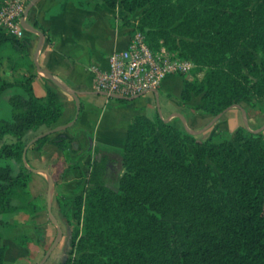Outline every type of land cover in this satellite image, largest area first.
<instances>
[{
    "label": "trees",
    "instance_id": "trees-1",
    "mask_svg": "<svg viewBox=\"0 0 264 264\" xmlns=\"http://www.w3.org/2000/svg\"><path fill=\"white\" fill-rule=\"evenodd\" d=\"M102 2L137 14L135 31L155 48L192 61V73L204 71L202 80L184 81L181 98L201 95L205 114L215 117L242 103L255 108L264 99V0ZM34 27L45 36L37 23ZM3 44L26 50V40L0 28ZM33 79H0V96L11 88L22 91L9 98L10 119L0 120V141L15 139L0 145L3 227L9 225L2 215L26 209L12 204L27 200L26 135L58 126L63 112L54 90L47 88L43 98L33 94ZM236 141L247 157L231 143L200 141L160 118L136 117L128 128L118 189L105 184V159L93 163L83 182L84 194L75 199L78 225L62 264H264V138L243 128ZM46 143L68 158L60 136L40 139L28 150ZM11 162L21 164L17 173ZM13 242L25 246L28 238L16 236ZM6 250L0 234V264Z\"/></svg>",
    "mask_w": 264,
    "mask_h": 264
},
{
    "label": "crops",
    "instance_id": "crops-1",
    "mask_svg": "<svg viewBox=\"0 0 264 264\" xmlns=\"http://www.w3.org/2000/svg\"><path fill=\"white\" fill-rule=\"evenodd\" d=\"M120 16L121 12L109 9L102 0H40L26 18L29 25L34 27L37 23L45 31L38 55L40 68L53 75L68 89L80 94V112L74 125L57 135L66 140L68 158L51 143H46L39 151H27L26 160L30 167L44 172L29 173L27 200L12 202L14 206L26 209L8 214L7 220H3L4 215L1 216V220L9 225L3 227L0 224V234L7 247L4 264H23L27 257L42 260V256L54 242L53 232L58 229L52 217L62 231V239L63 230L58 215L61 199L74 198L77 194L76 182L88 175L95 161L105 159L106 172L111 164L122 161L113 158L111 153L114 146H118L120 150L124 148L127 129L136 117L167 118L170 122L178 120L182 128L184 121L188 127L189 115L179 110L184 85L182 77H167L157 90L132 100L112 99L94 89L97 71L108 69V57L125 50L130 41V28L120 22ZM23 36L26 39L27 53L33 59L39 38L31 32H26ZM18 73H10L11 78L21 79L32 74L31 69ZM35 73L37 74L36 69ZM47 88L54 90L62 102L63 114L59 125L71 122L76 113L72 97L57 91L48 80L37 74L32 82L33 94L43 98ZM16 94H22V91L13 88L8 94L7 102ZM139 100H145L147 109L140 108L142 104L119 107L113 103H134ZM244 111L248 117L247 110ZM231 112L228 114H233ZM114 113L124 122L119 131L112 127L111 116ZM64 119L68 121H63ZM118 133L121 136L117 143ZM49 179L53 183L51 188ZM31 205L37 208L36 212L31 210ZM15 235L27 237V244L16 245L13 242ZM53 251L45 264L53 257Z\"/></svg>",
    "mask_w": 264,
    "mask_h": 264
},
{
    "label": "rangeland",
    "instance_id": "rangeland-1",
    "mask_svg": "<svg viewBox=\"0 0 264 264\" xmlns=\"http://www.w3.org/2000/svg\"><path fill=\"white\" fill-rule=\"evenodd\" d=\"M7 1H10V0H5V2ZM23 1L26 7L30 0H23ZM115 10H118L119 12L122 13V16H120L119 20L123 25L128 26L130 28V34L132 36L133 33L135 32V28L137 25L136 23L137 14H127V13L122 12L119 9H115ZM25 33L26 31L23 30L22 35H25ZM21 39L26 40L24 36ZM190 62L193 64V69L191 70V72L188 75H179V77H182L183 81H186L187 83H190L194 80H198V81L202 80L204 76V71H198L197 73H192V71L196 69V66L192 61ZM28 69L29 70L31 69V73H32L31 76L33 77L37 76V74L35 73V66L33 64V59L32 57H30V54L27 53V50H25L24 53H19L16 50H14L9 44H3L0 46V79L1 80L7 83H14L16 81L22 80L23 78L28 77V76H24L21 79H12L10 76V73H18V72L24 73ZM49 83L51 87H54V89H56L57 91H60L52 82L49 81ZM12 89L13 88L5 91L0 96V120H9L11 117V108H10L9 102H7V98H8V94L11 92ZM60 92L64 93L62 91ZM64 94L68 95L66 93ZM201 97H202L201 95L191 96L188 101H184L182 98L180 100L179 110L189 115L188 127L194 131H199L203 129L213 119V116L207 115L203 111H201V109H199V107L202 105ZM115 101L113 103H115L118 106L120 105L121 107H131L132 105H135V104L136 105L142 104V107L140 108L147 109L145 100H139L134 103H127V101H120V102L119 101L115 102ZM240 106L243 109L247 110V113H248L247 120H248V126L250 130L255 131L264 126V99H258L256 102L255 108H251L249 105L245 103L240 104ZM230 111H232L231 113L233 114L229 115L228 114L229 111H228L209 130H207L205 133L201 135L196 136V138L200 141L211 140L215 144L231 143L237 148L239 154L247 157V155L242 149L241 142L236 141L238 132L242 131L243 128H245L241 112L238 109H231ZM147 119L150 121L155 120V119H149V118ZM160 119L165 123H171L179 131H183V130L185 131V129L181 127V123L178 120H173V122H170V120H167V118H164V119L160 118ZM63 121L67 122L68 120L64 119ZM111 122L113 124L112 127H114L115 130H118V129L121 130V128L124 126L123 119L118 114H115V113L111 116ZM58 126H59V122H58ZM246 131L250 133L247 129ZM127 132H128V129H127ZM58 134L51 136V138L57 137ZM259 134H262V138H264V131ZM35 135H36L35 133L30 132L26 135V139L30 140L33 137H35ZM120 136H121L120 133H118L117 143L120 142ZM126 138H127V134H126ZM14 140L15 139L12 136H6L3 138L2 141H0V145L3 143L10 144L14 142ZM125 143H126V140H125ZM124 148L120 150L118 146H114V149L111 153L112 157L118 160L119 159L122 160L123 155H124ZM11 163H12L14 172L17 173L21 167V164L15 163V162H11ZM91 170H92V167L90 169V172L84 179L76 182L75 189L77 190V194H75L74 198H71L69 200L67 198H64V199L62 198L60 201L58 215L60 217V222L62 224L61 228L63 230V237L58 242V245L56 246V249L54 250L55 252L53 251L54 253L53 257L50 259L48 264H60V263L62 264L68 258V251L70 249L72 232L78 225L77 221L74 218V213L76 211L75 199L77 197H81L84 194V183L83 182L90 175ZM123 173H124V167L122 165V161L120 163L111 164L107 172H106V167H105L104 180H105L106 186H108L112 190H117ZM3 217L5 218L3 220H7L9 215L6 214ZM16 236H20V235H15L13 236V238H15ZM57 236H58V229L53 232L52 237L55 240ZM38 260L39 259H32L30 257H27V261L24 262L23 264H39L41 260L40 261Z\"/></svg>",
    "mask_w": 264,
    "mask_h": 264
},
{
    "label": "built area",
    "instance_id": "built-area-1",
    "mask_svg": "<svg viewBox=\"0 0 264 264\" xmlns=\"http://www.w3.org/2000/svg\"><path fill=\"white\" fill-rule=\"evenodd\" d=\"M24 10L23 0L5 2L0 7V28L21 39ZM108 62V69L97 71L94 89L124 100L157 90L167 77L188 75L193 69L190 61L177 58L163 46L155 48L138 31L131 36L127 48L112 53Z\"/></svg>",
    "mask_w": 264,
    "mask_h": 264
},
{
    "label": "water",
    "instance_id": "water-1",
    "mask_svg": "<svg viewBox=\"0 0 264 264\" xmlns=\"http://www.w3.org/2000/svg\"><path fill=\"white\" fill-rule=\"evenodd\" d=\"M40 0H30L29 3L27 4V6L25 7V10H24V14H23V18L21 20V28L26 31V32H31V33H34L38 36L39 40H38V43H37V47H36V50H35V53H34V58H33V64L35 66V69H36V72L37 74L42 77L43 79H46L50 82H52L60 91L68 94L70 97H72V99L74 100L75 102V106H76V113H75V117L74 119L65 124V125H59V126H56L52 129H49V130H46V131H43L41 133H39L38 135H36L35 137H33L30 141H28V143L26 144V146L24 147V150H23V154H22V163H23V166L25 167V169L30 172V173H38V172H44V171H38V170H35L33 169L32 167H30V165L28 164L27 160H26V154H27V151L28 149L33 145L35 144L36 142H38L40 139H43L45 137H50V136H53V135H56L58 133H61V132H64L66 131L67 129L71 128L77 117H78V114L80 112V99H79V96L80 94L78 92H75V91H72L70 89H68L66 87V85L60 83L57 79H55V77L53 75H51L50 73H48L47 71L43 70L40 68L39 64H38V55H39V52L42 48V44H43V41H44V34L35 29L33 26L29 25L26 21V18L29 14V12L32 10V8L39 2ZM113 99H117V100H124L118 96H109ZM127 100H132V99H127ZM231 109H239L241 111V114H242V118H243V123H244V126L245 128L250 132V133H253V134H259L261 132L264 131V126L255 130V131H252L249 129V126H248V120H247V115H246V112L244 111V109L240 106V105H233L229 108H227L226 110H224L222 113L218 114L217 116L213 117V119L206 125V127H204L203 129L199 130V131H194V130H191L187 127V125L185 124V122L183 121V125H184V129L186 131L187 134L191 135V136H198V135H201L203 133H205L207 130H209L215 123H217L221 117L227 113L228 111H230ZM167 121V120H165ZM52 180L49 179V187L51 188L52 187ZM49 197H50V194H49ZM48 212L51 214L50 212V209H48ZM52 221L57 225V228H58V236L57 238L54 240L53 244L51 245V247L47 250V252L45 253L43 259L40 261L39 264H45V262L47 261V259L50 257L52 251L56 248V246L58 245V242L60 241L61 239V236H62V231L60 229V227L58 226L56 220L52 217Z\"/></svg>",
    "mask_w": 264,
    "mask_h": 264
}]
</instances>
